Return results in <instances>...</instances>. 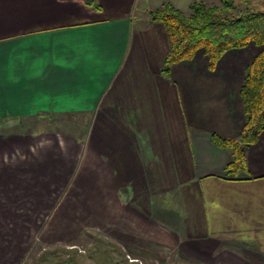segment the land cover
Masks as SVG:
<instances>
[{
    "label": "crops",
    "instance_id": "obj_1",
    "mask_svg": "<svg viewBox=\"0 0 264 264\" xmlns=\"http://www.w3.org/2000/svg\"><path fill=\"white\" fill-rule=\"evenodd\" d=\"M193 1L0 0V152L14 124L57 136L52 122L65 119L80 155L61 167L66 188L82 182L83 216L98 221L83 230L88 241L66 245L70 258L101 247L119 254L114 264H166L171 250L186 264H264V130L236 175L224 174L231 152L213 141L240 137L241 86L261 47L228 50L214 68L195 54L164 71L171 40L149 11L167 2L188 11ZM52 156L0 162V208L42 190L61 202L43 178L57 170Z\"/></svg>",
    "mask_w": 264,
    "mask_h": 264
},
{
    "label": "rangeland",
    "instance_id": "obj_2",
    "mask_svg": "<svg viewBox=\"0 0 264 264\" xmlns=\"http://www.w3.org/2000/svg\"><path fill=\"white\" fill-rule=\"evenodd\" d=\"M205 2L208 5L221 4V0H207ZM235 2L239 5V11L264 10V0H235ZM250 44H252L251 46H253V48L259 47L257 45L255 46L254 43ZM196 54L201 55L208 60L203 54L202 49H199ZM40 125L41 123H38L36 124V127H39ZM52 125L57 129V136H49L42 132L39 133L38 136L27 135L26 137H22V139L13 137L12 140H9L8 145L14 147V149L10 150L8 149V145H4L7 147L4 149V152L7 155L6 158H4L5 154L0 152L1 163L22 164V166L43 163L47 157L49 159V156L53 155L54 162L59 160L57 170L54 171L53 174H46L43 172L45 174L43 178L46 180H52L54 186H57V190L61 194L59 201L62 200L61 202H48V194H46L48 192L42 190V193L38 195L39 197L36 198V201V196L34 194L32 196L34 201H29L25 204H11L12 208L10 210L0 208V243L1 240L3 241V238H7L6 241L9 242V244H5L4 247H0V263L114 264V260L119 257V254L113 249L103 251L104 249L101 247H98L97 249L91 247V249L87 250L85 254L80 253V256H77V252L74 250V255L72 254L71 257L72 259L68 257V254L71 252H67L66 245L75 243L81 246L84 240L88 241L86 238H83V230L86 226L90 224L93 225V223L98 221H95L94 219L89 220L83 216L85 204L83 202L84 194H82V182H79L77 186H74L70 192V188H66V174H63L64 172L62 171L65 169H61V167L67 168V154L74 158L75 162H78L77 159L80 156L74 154L73 150L69 147L73 141L72 139H69L66 134L68 124H66L65 119H63V121H53ZM77 125L82 126V123H78ZM73 127L75 128V126ZM52 138L58 139H54L55 142L54 140L52 142ZM58 147L63 148L64 155L58 153V150H60ZM48 150L52 154H46ZM66 194H69L68 198L62 199ZM53 197L57 198L55 194ZM5 213H8V216H5ZM96 225L98 226V224ZM93 241L96 242V240ZM159 244L161 245V243ZM101 246L104 247V245ZM155 247L160 248L158 245H155ZM187 248L192 255L204 254L200 249H194L189 246H187ZM154 253L157 255V252ZM179 253L181 258L177 257V254ZM129 257H125L127 262H130V260H139V262H143L140 259ZM156 258L158 257L150 259L154 260ZM165 260H168L166 264H186V262H190L180 251L174 250L168 252V256ZM196 261L199 262V260ZM234 261L238 263L237 260Z\"/></svg>",
    "mask_w": 264,
    "mask_h": 264
},
{
    "label": "trees",
    "instance_id": "obj_3",
    "mask_svg": "<svg viewBox=\"0 0 264 264\" xmlns=\"http://www.w3.org/2000/svg\"><path fill=\"white\" fill-rule=\"evenodd\" d=\"M87 2L96 8L100 7L96 0ZM149 19L162 22L170 36L171 47L163 66L166 72L173 64L192 59L199 49L208 58L209 66L214 68L228 50L244 48L250 43L261 47L246 67L241 86L245 122L240 137L213 136L217 146L231 150L224 174L236 175L245 170L246 148L256 142L264 130V10L239 11L235 0H221L220 5L194 0L189 10L183 11L167 2L160 8L150 10ZM11 129L19 133H10L8 136H16L17 139L19 136L38 133L35 122L22 121Z\"/></svg>",
    "mask_w": 264,
    "mask_h": 264
},
{
    "label": "built area",
    "instance_id": "obj_4",
    "mask_svg": "<svg viewBox=\"0 0 264 264\" xmlns=\"http://www.w3.org/2000/svg\"><path fill=\"white\" fill-rule=\"evenodd\" d=\"M81 251H83V250H82V248L80 247V248H79V252H81Z\"/></svg>",
    "mask_w": 264,
    "mask_h": 264
}]
</instances>
